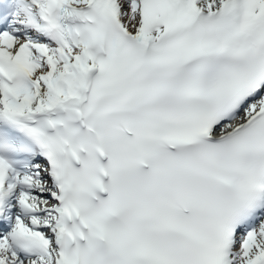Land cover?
I'll return each mask as SVG.
<instances>
[{
  "label": "snow or ice",
  "instance_id": "snow-or-ice-1",
  "mask_svg": "<svg viewBox=\"0 0 264 264\" xmlns=\"http://www.w3.org/2000/svg\"><path fill=\"white\" fill-rule=\"evenodd\" d=\"M0 264H264V0H0Z\"/></svg>",
  "mask_w": 264,
  "mask_h": 264
}]
</instances>
